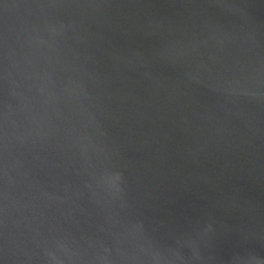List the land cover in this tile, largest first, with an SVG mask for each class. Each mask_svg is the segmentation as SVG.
Here are the masks:
<instances>
[{
	"label": "water",
	"instance_id": "obj_1",
	"mask_svg": "<svg viewBox=\"0 0 264 264\" xmlns=\"http://www.w3.org/2000/svg\"><path fill=\"white\" fill-rule=\"evenodd\" d=\"M0 264H264V0H0Z\"/></svg>",
	"mask_w": 264,
	"mask_h": 264
}]
</instances>
